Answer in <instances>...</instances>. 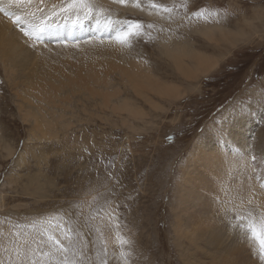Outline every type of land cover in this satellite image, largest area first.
I'll use <instances>...</instances> for the list:
<instances>
[{
    "label": "rangeland",
    "instance_id": "obj_1",
    "mask_svg": "<svg viewBox=\"0 0 264 264\" xmlns=\"http://www.w3.org/2000/svg\"><path fill=\"white\" fill-rule=\"evenodd\" d=\"M153 2L175 5L171 19L163 11L92 0L103 16L75 27L54 17L43 43L20 28L11 32L18 25L0 12V264H17L5 248L36 247L31 241L40 238L27 227L33 221L62 213L82 226L105 199L130 242L129 264H264L224 216L205 219L197 192L183 187L188 163H202L206 152L229 171L244 168L229 173L224 200L246 196L251 185L264 205L257 178L264 170H254L264 157L258 103L264 96V0ZM44 3L37 16L50 14L61 0ZM3 6L22 11L7 0ZM202 9L227 15L220 23L193 15ZM104 16L141 22L144 34L130 36L131 47L121 44ZM131 70L143 88L129 86L131 75H123ZM43 118L46 127L39 128L34 119ZM249 151L257 161L240 160L238 153ZM97 226L108 264H121L107 217L81 227L87 251L95 256Z\"/></svg>",
    "mask_w": 264,
    "mask_h": 264
},
{
    "label": "snow or ice",
    "instance_id": "obj_2",
    "mask_svg": "<svg viewBox=\"0 0 264 264\" xmlns=\"http://www.w3.org/2000/svg\"><path fill=\"white\" fill-rule=\"evenodd\" d=\"M45 0H38L37 7L31 6L37 3V0H7L10 5H15L21 9L20 12H12L5 9L3 6L5 0H0V12H3L5 16L17 24L20 31L29 40H33L36 43H43L46 37L51 35L50 29L55 21L54 17H61L65 20L72 22L73 26H78L81 20L89 19L91 17L103 16V9H96L92 3V0H61L59 6L53 4L50 14H44L37 16V13H43L44 9L42 5ZM115 3L130 4L136 8H147L149 10H155L157 13L160 11L169 13L168 19H171L172 7H162L153 2V0H113ZM185 8L187 4L183 5ZM197 18L208 19L211 17L215 22L220 23L223 21L227 12H221L219 10H201L200 12L193 14ZM105 25L107 29L114 32V38L121 44L131 47L129 41L130 36H141L144 34V25L138 21H121L112 20L110 17L104 16ZM52 21V23H49ZM148 29L154 28L153 24L147 25ZM55 38V37H53ZM35 46V45H33ZM260 106L264 108V96L258 101ZM246 106L241 107V111H245ZM223 135V133H221ZM240 160L257 161L258 157L251 151L247 155L244 153H238ZM264 170V157L259 158V165L254 166V170ZM259 179L260 195L264 196V178L257 177ZM256 195V190L249 185L247 195H237L230 197L228 200H222L217 193H213L214 202L219 204L217 215H223L225 219L229 221L231 228L240 231L243 237L253 247V255L258 252L259 258L264 262V205L256 204L253 197ZM93 201H97V197H92ZM238 201V202H237ZM76 208H80L81 205H75ZM118 207V205H117ZM98 210H93L85 217L82 226L73 225L76 223L71 219H67L62 213H56L46 218L35 220L30 227L34 236L39 237L37 241L33 239L32 244L36 247L29 248L24 252H21L18 248L3 249L9 255H15L17 257V264H24V259H27L28 264H108L107 255L108 247L107 242L104 240L103 232L100 227H96L95 231L99 241L95 256L89 254L87 251V242L83 240V234L81 227L87 228L91 221L103 220L105 217L109 219L116 229V241L119 244V257L121 264H129L131 258V249L129 247L130 242L121 236L119 232V222L116 218L115 210L111 207V203L108 200L103 201V205L98 204ZM103 212L104 216L100 213ZM234 214V215H233ZM25 227V226H18ZM59 233V238L55 233ZM15 236L21 238L23 234L16 232ZM27 242V241H26ZM46 244L48 251L41 252L40 246ZM4 264H10V260L6 259Z\"/></svg>",
    "mask_w": 264,
    "mask_h": 264
},
{
    "label": "bare ground",
    "instance_id": "obj_3",
    "mask_svg": "<svg viewBox=\"0 0 264 264\" xmlns=\"http://www.w3.org/2000/svg\"><path fill=\"white\" fill-rule=\"evenodd\" d=\"M37 3H38V0H37ZM47 6H48V4H47ZM14 27H15V29L11 30V32H18L19 27L18 26L16 27V25ZM65 51L67 52V54H70L67 56H70L72 61L77 60L75 57L72 56V51H69V49H67V48L65 49ZM118 54H120V53H118ZM102 56L105 57V55H102ZM124 56H125L124 54H121V57H119V59L122 61V57H124ZM36 57H37V55H36ZM75 62H78L76 65H80L79 61H75ZM72 65H75V64L71 63L70 66H72ZM133 67H134V65H133ZM129 75H131V77L128 78V80H127L129 83V86H131L133 84V88H135V89L143 88L140 84V79L136 80L137 75H138V72L136 70H131L128 73L125 72L123 77L127 78V77H129ZM154 86H155V84L151 83V85L147 86L146 88H148L150 90L151 88L154 89ZM161 90L164 92L168 91L167 89H161ZM97 95L102 96L103 98H106V96H108V94H96V96ZM66 106H68V105H66ZM116 109L120 110L119 107H116ZM34 123L39 128L46 127V123H45L44 118L42 119V121L34 119ZM200 157L202 158V161H203L202 163H199V162H189L188 163V168H187L185 175H184V178H183V187L186 191L192 192L193 190H195L197 192V196H196L194 201L197 204V206H199L201 208L202 215L205 219H212V220H218L219 219L222 221L223 215H217V210H218L219 204L214 202L213 193H217L221 197V199L224 200L226 198L225 194H224V189H225L224 185H226V183H227V179H228L227 177L229 176V173L233 172L235 170H243L244 168L236 166V165H232V169H231V171H229L227 169L228 164H218L206 152H201ZM196 174H197V176H199V178H196ZM196 179L199 180V186L195 185ZM247 190H248V188L246 189V191ZM234 196H237V195L234 194ZM259 198L260 197H258V196L253 197V199L255 200L256 203L252 206H256V204H258Z\"/></svg>",
    "mask_w": 264,
    "mask_h": 264
}]
</instances>
